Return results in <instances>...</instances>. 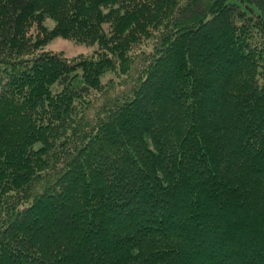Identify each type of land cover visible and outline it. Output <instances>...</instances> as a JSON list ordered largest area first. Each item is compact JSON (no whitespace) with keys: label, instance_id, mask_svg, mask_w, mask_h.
<instances>
[{"label":"trees","instance_id":"1","mask_svg":"<svg viewBox=\"0 0 264 264\" xmlns=\"http://www.w3.org/2000/svg\"><path fill=\"white\" fill-rule=\"evenodd\" d=\"M0 264H264V0H0Z\"/></svg>","mask_w":264,"mask_h":264},{"label":"rangeland","instance_id":"2","mask_svg":"<svg viewBox=\"0 0 264 264\" xmlns=\"http://www.w3.org/2000/svg\"><path fill=\"white\" fill-rule=\"evenodd\" d=\"M45 25L48 28H52L54 25L53 20L47 18L45 20ZM93 48L88 47L84 44L77 43L70 39H65L61 37L54 38L50 43L44 46V51H53L62 53L65 57L71 58L79 55L89 54Z\"/></svg>","mask_w":264,"mask_h":264}]
</instances>
